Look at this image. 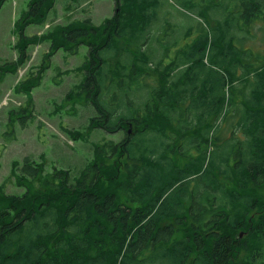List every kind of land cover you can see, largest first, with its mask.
<instances>
[{
  "label": "trees",
  "instance_id": "trees-1",
  "mask_svg": "<svg viewBox=\"0 0 264 264\" xmlns=\"http://www.w3.org/2000/svg\"><path fill=\"white\" fill-rule=\"evenodd\" d=\"M55 1L30 0L13 65L26 59L31 43L52 40L47 58L68 44L72 51L86 45L89 60L79 87L97 112L93 126L107 116L112 122L103 120L105 128L124 130L119 153L126 158L106 175L104 153L118 149L112 143L108 150L98 146L93 163L73 178L67 169L46 176L44 163L25 157L18 169L24 191L6 194L0 186V264L261 260L264 247L253 238L264 244L263 73L254 75L257 83L242 85L249 86L246 92L230 79L239 67L250 68L264 57L239 44L249 33L248 22L264 18V0H234L237 14L219 15L213 33L206 31L170 61L164 60L168 47L155 60L157 51L144 40L157 31L159 6L153 20L135 21L130 16L141 13L139 4L116 0L118 17L99 25L86 18L27 35L24 27L43 23ZM228 1H212L208 9L225 12ZM135 40L139 48L130 49ZM125 43L127 49L119 53ZM114 52L120 56L113 62ZM127 53L131 61L123 60ZM110 74L120 75L121 84L105 100ZM25 111L24 118L32 114ZM178 227L184 235L172 240ZM239 250L249 254L238 256Z\"/></svg>",
  "mask_w": 264,
  "mask_h": 264
},
{
  "label": "rangeland",
  "instance_id": "rangeland-1",
  "mask_svg": "<svg viewBox=\"0 0 264 264\" xmlns=\"http://www.w3.org/2000/svg\"><path fill=\"white\" fill-rule=\"evenodd\" d=\"M120 1L121 4H139L141 13L130 16L135 21L153 20L159 6L158 11L161 14L159 23L155 25L157 31L150 37L144 36L147 45L151 47L150 50L157 51V54H154L155 60L164 55L167 47L169 55L165 53L164 60H172L206 31L213 33L212 28L217 25L220 16L223 19L237 14L234 0L228 1L230 10L225 12L218 6L211 12L208 9L215 3L212 1L221 0ZM29 3L30 0H4L0 7V186H3L6 194H21L24 191L23 187L26 185H20L18 169L24 164L25 157H30L40 166L44 163L46 176L52 175L55 170L67 169L73 178H78L79 173L93 163L98 146L108 150L114 144L118 149L116 154L104 153L106 175L113 165L118 161H125L126 158L119 153V144L126 137L124 130L105 128L110 120L112 122L107 116L100 118L102 120L98 122V127L93 126V117L97 112L79 87L85 77L83 66L89 60L86 45H80L72 51L73 45L68 44V47L55 50L47 58L52 40H44L40 44L31 43L25 48L26 59L13 65L19 59L22 15L28 9ZM117 7L116 0H56L46 20L25 26L24 32L27 35L39 36L86 18L99 25L105 18L118 17ZM210 15L215 16L216 20H210ZM248 24L249 33L245 32L247 37L244 41L240 40L239 42L243 43L239 44L248 47L250 54L253 49L261 57L264 55V18L261 16ZM239 25H243V22H239ZM138 44L135 40L130 49H138ZM126 47L125 43L119 53ZM244 50L241 48V51ZM119 53L114 52L110 59L113 58L114 62L120 56ZM243 57L240 55L239 59L243 60ZM123 60L131 61L130 54L127 53ZM260 60V65L257 61L250 68L239 67L230 79H233L230 81L233 86H239L240 90L246 92L249 86L242 85L257 83L254 75L263 73L264 79V70L261 72L260 68L264 66V57ZM205 61L208 66H213L211 61ZM228 75L231 76L230 73ZM120 77L109 75L106 86L103 87L105 100L111 98L112 91L119 92L115 88L121 84ZM248 77L250 79H247ZM30 78L31 81H28ZM113 103V106H116L115 100ZM25 108L32 113L27 118H24L23 114L27 113ZM103 120L107 122L105 125ZM141 135L142 133L138 134V137ZM123 173L124 169L119 175ZM183 227L177 228L179 230H176L172 240L184 235ZM253 240L259 247H264L259 240ZM237 254L247 257L245 255L249 252L239 250ZM254 264H264V255Z\"/></svg>",
  "mask_w": 264,
  "mask_h": 264
}]
</instances>
